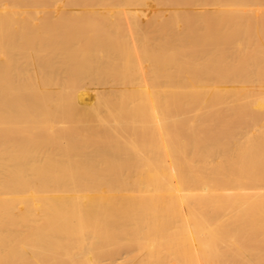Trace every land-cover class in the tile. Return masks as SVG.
<instances>
[{"label": "bare ground", "instance_id": "6f19581e", "mask_svg": "<svg viewBox=\"0 0 264 264\" xmlns=\"http://www.w3.org/2000/svg\"><path fill=\"white\" fill-rule=\"evenodd\" d=\"M0 264H264V0H0Z\"/></svg>", "mask_w": 264, "mask_h": 264}]
</instances>
